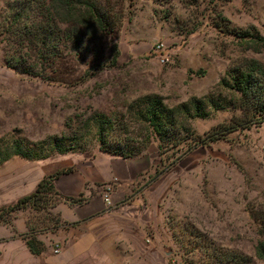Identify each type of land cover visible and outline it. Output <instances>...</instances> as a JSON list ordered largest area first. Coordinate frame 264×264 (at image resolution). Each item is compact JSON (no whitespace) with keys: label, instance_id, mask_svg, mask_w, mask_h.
<instances>
[{"label":"rangeland","instance_id":"374dc122","mask_svg":"<svg viewBox=\"0 0 264 264\" xmlns=\"http://www.w3.org/2000/svg\"><path fill=\"white\" fill-rule=\"evenodd\" d=\"M25 1L0 0V142L48 157L17 156L0 166V212L76 161L115 156L106 146L139 152L141 169L120 181L126 194L113 217L69 222L59 205L5 213L0 264H264L256 256L264 234V123L187 152L192 140L242 117L240 94L220 82L246 59L264 66V48L250 49L253 37H264V0H103L115 32L86 40L79 55L68 43L42 55L34 15L13 23L11 6ZM148 96L169 108L194 98L217 108L208 105L196 119L180 114L162 140L143 115ZM52 136L68 137L64 153L52 151ZM32 237L43 244L40 255L27 246Z\"/></svg>","mask_w":264,"mask_h":264},{"label":"trees","instance_id":"16d2710c","mask_svg":"<svg viewBox=\"0 0 264 264\" xmlns=\"http://www.w3.org/2000/svg\"><path fill=\"white\" fill-rule=\"evenodd\" d=\"M103 0H26L25 3L13 4V23H21L33 16L40 23L38 37L36 42L41 47L42 55L52 54V50L58 48L62 43L72 45V50L76 55L84 51L86 40H95L101 32L114 34L115 25L112 18L105 11ZM58 20V21H57ZM50 23L48 27L44 23ZM60 24L66 25L65 30L60 29ZM52 25L56 31H51ZM58 30V31H57ZM111 35V36H112ZM248 34L242 35L239 38L245 39ZM254 43H251L250 49L255 52H260L264 48V37H253ZM113 58L110 61L111 66H116L120 56L118 45L115 43L112 46ZM15 63V62H14ZM23 63L16 61L15 67L18 71L31 74L32 71L23 69ZM38 73L37 76H41ZM264 66L257 60L246 59L245 65L236 67L228 73V79H223L220 85L233 90L240 94V106L237 110L242 112V117L233 118L230 122L219 125L215 130L208 134L205 138L194 139L188 145L187 152H190L196 147L209 145L212 142H217L224 139L229 134L238 130L248 129L253 125L264 123ZM150 102L147 103L143 115L147 119L149 126L152 127L155 135L165 139L167 135L174 132L178 126V118L180 114L187 113L189 119L205 117V108L214 105L211 100L192 99L187 104H182L176 108L164 107L158 100V97H146ZM207 99V98H206ZM254 109V111L252 110ZM99 124H105L104 121ZM102 146H106L104 141V132L99 133ZM68 140L66 136H52L46 142L53 144L52 151L64 153L66 149L65 142ZM104 151L125 159L139 156V152L134 149L116 148L103 149ZM35 151L27 149L21 142L13 141L10 145L4 146L0 142V166L13 157H23L32 159L35 157L45 159L48 156L34 154ZM71 172V169L66 171H58L52 176L44 177L37 185L36 190L28 196L18 200L15 205L3 209L0 212V223L3 222L5 213H14L27 208L42 210L47 206L57 207L63 200V196L56 188V180L63 174ZM71 203L81 204L80 199H66ZM55 201V202H53ZM1 213L3 214L1 216ZM59 226L56 225L55 229ZM42 243L37 241L35 237L27 241V246L30 252L34 255H40L43 252ZM256 256L264 262V234L263 239L256 246Z\"/></svg>","mask_w":264,"mask_h":264},{"label":"crops","instance_id":"0c3cea01","mask_svg":"<svg viewBox=\"0 0 264 264\" xmlns=\"http://www.w3.org/2000/svg\"><path fill=\"white\" fill-rule=\"evenodd\" d=\"M138 162L135 158L125 159L109 155L94 160L74 162L70 168L71 172L61 175L56 180V188L64 198L57 211L62 212L64 219L69 222L79 220L90 222L94 219L115 216L120 210L117 208L120 200L126 194V190L121 189L123 186L120 181L136 179L141 169ZM107 185L114 187L111 207L103 198ZM66 199H80L81 204L71 203ZM94 237L96 234L89 235L87 238Z\"/></svg>","mask_w":264,"mask_h":264},{"label":"built area","instance_id":"2783aa9c","mask_svg":"<svg viewBox=\"0 0 264 264\" xmlns=\"http://www.w3.org/2000/svg\"><path fill=\"white\" fill-rule=\"evenodd\" d=\"M157 51H163L164 48H165V45L164 44H158L157 45ZM162 62H169V57L166 56L162 59ZM113 185H107L104 189V194H103V198H104V201L105 203L108 205V206H113V202H112V193H113ZM60 248L57 247V249L55 250L56 253H59L60 252Z\"/></svg>","mask_w":264,"mask_h":264}]
</instances>
